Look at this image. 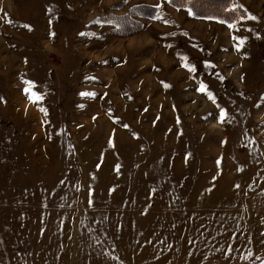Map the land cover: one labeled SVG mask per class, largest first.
<instances>
[{"label": "rangeland", "instance_id": "374dc122", "mask_svg": "<svg viewBox=\"0 0 264 264\" xmlns=\"http://www.w3.org/2000/svg\"><path fill=\"white\" fill-rule=\"evenodd\" d=\"M189 1L0 0V264H264V0Z\"/></svg>", "mask_w": 264, "mask_h": 264}, {"label": "snow or ice", "instance_id": "6c2138e0", "mask_svg": "<svg viewBox=\"0 0 264 264\" xmlns=\"http://www.w3.org/2000/svg\"><path fill=\"white\" fill-rule=\"evenodd\" d=\"M169 2H171V0H169ZM249 18H251L253 20L257 19L255 16H250ZM25 27L28 28L29 30H31V26L30 25H25ZM229 27H233V25H229ZM52 35H55V33H52ZM81 35H84V33H81ZM234 39L238 41V43L236 44V48H237V51H239L243 47V45L245 44L246 41L243 38H239V37H234ZM184 66L186 68H188V70L190 72H195L196 71V68H195L194 65L190 66L188 64H185ZM206 66L215 67L214 65H210V64H207ZM24 83L26 85H28V87H26L24 91L28 95V97H29V99L31 101L37 102V101H40V100L43 99V94L42 93H37L36 91H32V89H35L37 87L35 82L30 81V80H26V81H24ZM165 87H169V85L165 84ZM200 91L201 92H205L210 99L215 100V97H214L213 93L210 92V91H207V85L203 84V82H201ZM81 95L90 96V95H95V94L86 92V93H82ZM226 117H227V111L225 109H221L220 121L224 122ZM125 127H127V125H125ZM225 143H226V141H225ZM237 187H238V185H237Z\"/></svg>", "mask_w": 264, "mask_h": 264}, {"label": "trees", "instance_id": "16d2710c", "mask_svg": "<svg viewBox=\"0 0 264 264\" xmlns=\"http://www.w3.org/2000/svg\"><path fill=\"white\" fill-rule=\"evenodd\" d=\"M177 1H181V0H171V3L173 4V5H177ZM188 2H190L189 0H187ZM221 2H225V0H223V1H221ZM212 5H215V4H212ZM219 10V9H218ZM237 12H234L233 13V18L235 19L236 18V16H237ZM228 20H232V19H228Z\"/></svg>", "mask_w": 264, "mask_h": 264}]
</instances>
